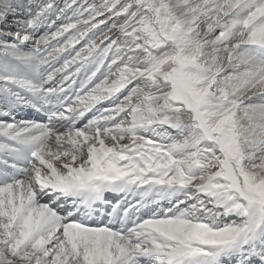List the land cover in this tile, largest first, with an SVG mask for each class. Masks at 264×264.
I'll return each mask as SVG.
<instances>
[{
	"label": "snow or ice",
	"instance_id": "obj_1",
	"mask_svg": "<svg viewBox=\"0 0 264 264\" xmlns=\"http://www.w3.org/2000/svg\"><path fill=\"white\" fill-rule=\"evenodd\" d=\"M0 264H264V0H0Z\"/></svg>",
	"mask_w": 264,
	"mask_h": 264
}]
</instances>
